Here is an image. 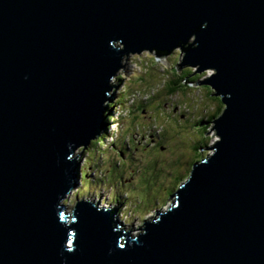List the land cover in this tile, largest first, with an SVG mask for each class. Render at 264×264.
<instances>
[{
	"label": "water",
	"instance_id": "95a60500",
	"mask_svg": "<svg viewBox=\"0 0 264 264\" xmlns=\"http://www.w3.org/2000/svg\"><path fill=\"white\" fill-rule=\"evenodd\" d=\"M175 50L220 139L134 236L65 201L129 59ZM0 264H264V0H0Z\"/></svg>",
	"mask_w": 264,
	"mask_h": 264
},
{
	"label": "rangeland",
	"instance_id": "374dc122",
	"mask_svg": "<svg viewBox=\"0 0 264 264\" xmlns=\"http://www.w3.org/2000/svg\"><path fill=\"white\" fill-rule=\"evenodd\" d=\"M182 61L181 50L161 58L146 51L129 59L114 81L112 130L106 129L102 145L98 140L85 150L82 185L68 201L72 207L88 197L115 206L136 236L158 210L168 209L192 164L213 152L207 148L220 137L211 115L224 105L210 87L199 85L212 71L195 82L183 80L182 88L170 93L172 82L188 68L179 67ZM124 168L128 171L119 175Z\"/></svg>",
	"mask_w": 264,
	"mask_h": 264
},
{
	"label": "trees",
	"instance_id": "16d2710c",
	"mask_svg": "<svg viewBox=\"0 0 264 264\" xmlns=\"http://www.w3.org/2000/svg\"><path fill=\"white\" fill-rule=\"evenodd\" d=\"M186 71H183V73L178 77V79L177 80H174L173 82H172V84H173V87L174 88H172V90L170 91V93H176V92H178L179 91V89L180 88H182V86H183V84H182V82H183V80H188V81H192V82H195L196 80H198L200 77H203V76H205L206 75V73H204V74H202V75H196V77H192L191 76V74L194 72V69H190V68H187V69H185ZM213 97H215V96H213ZM215 98H217L220 102H221V99L219 98V97H215ZM222 103V102H221ZM123 104H124V101H123ZM220 110H218V113L215 115H211V117H212V119H215L218 115H220L221 114V112H222V107H220L219 108ZM111 117V116H110ZM92 143H94V142H92ZM100 144V145H102V141H98L96 144ZM202 156V155H201ZM194 162V161H193ZM184 179H181V181H183ZM166 202H168V201H165V203Z\"/></svg>",
	"mask_w": 264,
	"mask_h": 264
},
{
	"label": "bare ground",
	"instance_id": "6f19581e",
	"mask_svg": "<svg viewBox=\"0 0 264 264\" xmlns=\"http://www.w3.org/2000/svg\"><path fill=\"white\" fill-rule=\"evenodd\" d=\"M111 102H112V100H110L109 102H107V104H108V103L110 104ZM110 105H111V104H110ZM110 116H113V115H111V112H110ZM110 116H109V117H110ZM105 128L108 129L107 126H105ZM122 155L124 156V153H122ZM210 155H211V153H210ZM183 181H184V180H183ZM184 183H186V180L181 184L180 187H182V186L184 185ZM176 196H177V193L175 192V193L172 195L173 199H175ZM169 207H170V206H169ZM169 207H168V208H169ZM117 209H118V208H117ZM167 210H168V209H166L165 211H167ZM118 211H119V209H118ZM158 212H163V211L158 210V211L156 212V214H157ZM120 214H121V213L118 214V212H117V217L120 216ZM151 218H152V217H151Z\"/></svg>",
	"mask_w": 264,
	"mask_h": 264
},
{
	"label": "flooded vegetation",
	"instance_id": "af4514ba",
	"mask_svg": "<svg viewBox=\"0 0 264 264\" xmlns=\"http://www.w3.org/2000/svg\"><path fill=\"white\" fill-rule=\"evenodd\" d=\"M128 171V168H124L123 171L119 172V175H123L124 172ZM175 180H177V178H175ZM125 223V222H124ZM126 224V223H125ZM127 225V224H126Z\"/></svg>",
	"mask_w": 264,
	"mask_h": 264
}]
</instances>
